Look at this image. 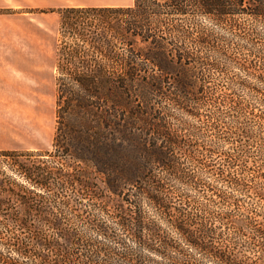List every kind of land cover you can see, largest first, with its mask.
<instances>
[{
	"label": "trees",
	"instance_id": "1",
	"mask_svg": "<svg viewBox=\"0 0 264 264\" xmlns=\"http://www.w3.org/2000/svg\"><path fill=\"white\" fill-rule=\"evenodd\" d=\"M42 11L61 15L65 37L56 65L57 128L51 150H0V264H151L149 252L168 251L169 264H202L167 238L159 237V248L148 244L155 230L143 199L169 215L187 248L217 264H264V167L250 163L254 153L264 163V0ZM231 71L238 72L233 86L218 94L212 79ZM167 94L169 127L155 99ZM174 110L187 117L178 128ZM204 115L207 121L194 123ZM157 167L193 190L213 191L210 202L226 208L175 213ZM71 189L93 200L91 221L65 198ZM245 198L253 202L234 231L255 258L236 257L239 244L224 237ZM102 215L115 221L114 232Z\"/></svg>",
	"mask_w": 264,
	"mask_h": 264
},
{
	"label": "rangeland",
	"instance_id": "2",
	"mask_svg": "<svg viewBox=\"0 0 264 264\" xmlns=\"http://www.w3.org/2000/svg\"><path fill=\"white\" fill-rule=\"evenodd\" d=\"M95 1L96 0H91V2ZM133 2L134 0L123 1L124 5H132ZM42 10L51 9H26L18 11L21 13L27 11L32 12L25 15L29 20L28 25L23 23L21 32H19L17 26H15V32L11 35L12 40L15 41L16 44L21 42L24 46H27V44L29 45V49H25L29 58H21L22 62H18V60L15 59L14 64L0 66V93L4 94L0 95V150L52 149V142L57 128L56 65L58 60L62 58L58 48L61 40H64L65 37L63 35V30H60L61 15L58 12H43ZM15 24L18 23L15 22ZM38 24L42 29H37L35 27L38 26ZM87 33L89 34V32ZM99 34H102V31H99ZM239 56L243 57L242 55ZM237 73L236 71H231L226 76L215 75L211 85L215 86V90L218 91V94H222L226 91L228 92V86L230 88L233 86L231 85L232 83L228 81H231L233 77L237 78ZM219 81H224L223 84H225V86L222 85L217 88L216 84H218ZM155 99H159L156 102L161 104L159 106L156 103V106H158L160 111L166 113L169 127V94L162 98L155 97ZM173 114L174 118L171 120V125L174 128H178L182 120H186L187 117L180 110H174ZM203 121H207L205 115L194 123L199 125V123L201 124ZM226 148H233V145L227 144ZM252 162H257V164L259 163L264 167V163L259 159L257 153L251 155L250 163ZM155 173L158 179L162 180L164 183L166 197L168 201L170 199L171 206L175 213L178 209L195 211L196 208H208L211 209L212 212H221L226 208L223 204L213 205V203L210 202L208 198L213 195V191L211 190H193L188 185L180 183L169 176V172L160 167L156 168ZM202 177L209 182H213L215 190L221 189L222 183L215 181L214 177H210L209 174H203ZM94 181L101 190L105 189L101 176L94 175ZM65 198L71 200L77 212L82 214L85 223L91 221L93 214L97 213L92 206L93 200L79 196L78 193L72 189L67 191ZM109 202L111 203V200H109ZM252 202L250 198H245L243 201V208L233 212V220L235 223L229 225V228H223L225 231L224 237L228 239L231 238L239 244L235 245L233 248V253L238 258L243 257L245 254H248L251 258H255L253 253L245 251V237L240 236L234 231L235 225L242 220L245 214H248L246 208L250 207ZM142 205L146 222L155 230V236L147 234L148 244L154 243L156 248H159L161 245L159 239L167 238L176 246L187 249L186 253L189 255L191 254L190 256L198 262L202 264H217L206 255H202L199 252L187 248L185 242L169 224V215H163L161 211L153 204H150L147 199L142 200ZM87 210L92 211L88 212ZM100 218L107 221V226L110 228L109 230L114 232V228L117 227L115 221L103 215ZM259 220H262L261 217ZM75 221L76 220H72V225L70 226H72L74 230H78L77 227L80 225H77L78 223ZM117 232L121 231L118 230ZM92 233L93 232H91V234ZM128 236L130 235L128 234ZM128 236L126 235L127 238ZM127 243L131 248L135 246L132 240H128ZM114 246L116 247V244ZM149 254H151V264H169V251L165 257L150 252Z\"/></svg>",
	"mask_w": 264,
	"mask_h": 264
},
{
	"label": "crops",
	"instance_id": "3",
	"mask_svg": "<svg viewBox=\"0 0 264 264\" xmlns=\"http://www.w3.org/2000/svg\"><path fill=\"white\" fill-rule=\"evenodd\" d=\"M125 0H0V66L14 64L15 59L22 62L21 58H29L25 49H29V45L24 46L21 42L18 44L12 40V33L15 32L17 26L19 32L22 31L23 23H29L28 13L18 12L26 9H59L64 7H101V6H126ZM16 11V12H15ZM46 14V13H45ZM17 22L18 24H15ZM42 29L41 26H35ZM3 93H0L2 95ZM4 95V94H3Z\"/></svg>",
	"mask_w": 264,
	"mask_h": 264
}]
</instances>
